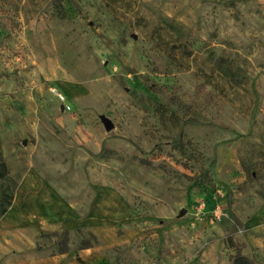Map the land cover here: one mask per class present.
Returning a JSON list of instances; mask_svg holds the SVG:
<instances>
[{"label":"rangeland","instance_id":"obj_1","mask_svg":"<svg viewBox=\"0 0 264 264\" xmlns=\"http://www.w3.org/2000/svg\"><path fill=\"white\" fill-rule=\"evenodd\" d=\"M0 141V264H264V0H0Z\"/></svg>","mask_w":264,"mask_h":264},{"label":"trees","instance_id":"obj_2","mask_svg":"<svg viewBox=\"0 0 264 264\" xmlns=\"http://www.w3.org/2000/svg\"><path fill=\"white\" fill-rule=\"evenodd\" d=\"M18 186L19 182L7 164L0 141V220L12 207ZM235 264H249V262L244 257L239 256L236 258Z\"/></svg>","mask_w":264,"mask_h":264},{"label":"water","instance_id":"obj_3","mask_svg":"<svg viewBox=\"0 0 264 264\" xmlns=\"http://www.w3.org/2000/svg\"><path fill=\"white\" fill-rule=\"evenodd\" d=\"M107 128L108 129H111L112 128L111 124L108 121H107Z\"/></svg>","mask_w":264,"mask_h":264},{"label":"crops","instance_id":"obj_4","mask_svg":"<svg viewBox=\"0 0 264 264\" xmlns=\"http://www.w3.org/2000/svg\"><path fill=\"white\" fill-rule=\"evenodd\" d=\"M16 200V199H15ZM15 200H14V203H13V205H12V207L10 208V210H12L14 207H15ZM9 210V211H10ZM8 214V213H7Z\"/></svg>","mask_w":264,"mask_h":264},{"label":"built area","instance_id":"obj_5","mask_svg":"<svg viewBox=\"0 0 264 264\" xmlns=\"http://www.w3.org/2000/svg\"><path fill=\"white\" fill-rule=\"evenodd\" d=\"M61 98H62V96H61Z\"/></svg>","mask_w":264,"mask_h":264}]
</instances>
